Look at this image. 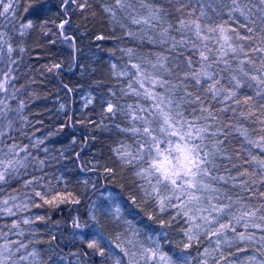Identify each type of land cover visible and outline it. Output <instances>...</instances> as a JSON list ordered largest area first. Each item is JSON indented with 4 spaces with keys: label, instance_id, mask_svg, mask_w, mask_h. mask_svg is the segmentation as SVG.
Segmentation results:
<instances>
[{
    "label": "snow or ice",
    "instance_id": "obj_1",
    "mask_svg": "<svg viewBox=\"0 0 264 264\" xmlns=\"http://www.w3.org/2000/svg\"><path fill=\"white\" fill-rule=\"evenodd\" d=\"M211 2L214 0H115L114 5L103 6L111 22L124 30L125 37L164 49L140 55L132 47L123 48L120 51L128 57L127 64L122 70H117L116 63L111 64L114 76L127 78V83L117 81L122 96L138 98L135 104L127 105L106 102L104 115H124L131 126L116 127L130 133L135 143L133 148L122 142L112 151L120 165L133 168L134 177L141 181L138 187L143 200L151 202L155 209L148 219L169 215V219L158 221L163 228L170 227L174 221L178 224L183 221L185 226L179 227L181 241H172L167 231L153 232L142 239L141 231L146 229L137 228L133 223L139 208L136 198H130L131 205L135 206L132 207L119 193L107 188L99 191L92 184L96 199L88 206L86 219L80 215L72 218L71 240L82 242L91 255L101 258V264L105 261L110 264H193L194 261L209 264L221 245L240 242L260 244L256 251L264 257V0H219L221 11L214 10V15H209L206 4ZM70 3L75 4L77 0H60V7L66 12ZM78 7L86 9V0ZM0 9V16L14 14V0H0ZM117 10L122 16L117 15ZM222 11H226V19ZM173 14L178 17L175 22ZM122 19L139 28L131 30ZM47 23L40 25L44 35L51 33V29L45 31ZM70 23L64 19L56 27L63 41H71L70 46L74 48L75 37L64 34ZM33 27L31 20L22 24L21 35ZM104 38L96 37L97 40ZM17 50L21 56L25 52L23 47L14 48L0 33V63L16 64L12 54ZM60 67V64L46 66L49 72ZM12 71L10 66L7 71L0 70L3 77L0 92L6 93L7 85L15 79L10 75ZM108 91L115 97L111 88ZM0 105H4L0 115L7 116L5 109L15 112L7 120L8 129L16 119L22 125L28 123L22 115L23 101L15 110L8 109L3 100ZM241 120L259 127H252L250 132ZM64 127L75 128V124ZM233 133L239 134V150L235 155L251 170L244 168L237 176L222 175L217 160H231L225 141ZM252 133H256L255 137ZM4 136L5 132L0 131V144ZM43 143L35 139L30 145L14 141L0 147V184L18 177L21 169L33 167L43 171L45 159L32 156L30 151V148L39 149ZM71 143H76L75 137ZM42 151L47 153L48 149L45 147ZM75 156L79 158L80 153ZM103 171L111 177L116 169L105 167ZM23 186L30 188L31 194L23 195L19 201L16 195L0 199V215L15 217L18 213L30 212L32 207L58 210L61 205L82 202L81 195L68 187L62 175L56 183L45 181L42 175L33 176ZM125 213L133 219L124 218ZM47 219L50 217L28 215L14 219L8 232L0 228V264H21L22 261L37 264L39 251L35 247L14 260L16 253L26 250L33 241L22 243L9 236H23L22 224L33 225ZM121 225L126 227L116 230ZM255 230L261 234L257 236ZM31 231L35 234V229ZM55 239L53 236L52 240ZM204 240L209 244L200 251ZM194 248L195 256L192 255ZM236 251L246 249L237 247ZM82 255L88 257L89 252ZM220 259L227 260L222 254ZM77 264H81L79 256ZM215 264H220L219 260ZM241 264H264V258L249 256Z\"/></svg>",
    "mask_w": 264,
    "mask_h": 264
},
{
    "label": "trees",
    "instance_id": "obj_2",
    "mask_svg": "<svg viewBox=\"0 0 264 264\" xmlns=\"http://www.w3.org/2000/svg\"><path fill=\"white\" fill-rule=\"evenodd\" d=\"M80 3H85V0H77L75 4L70 3L65 12L60 7V0H14L15 13L10 12L0 16V33L4 34V39L8 40L14 48L25 49L22 56L18 50L12 54V59L17 61L16 64L0 63V70L7 71V67L10 66L13 69L10 75L15 77L7 85L8 91L0 92V100L5 101L8 109L13 110L18 107L20 101H23L25 107L22 115L28 121L27 124L22 125L20 120L16 119L13 121V127L8 129L7 120L12 119L15 112L5 109L7 116L0 115V131L5 132L2 138L3 144H0V147L14 141L30 145L35 139H40L44 141L40 148H30V151L32 156L46 161L43 171L33 167L21 169L18 177L9 180L6 184H0V199L16 195L19 201L23 195L31 194V189L25 188L23 182L33 176L41 175L45 177V181L50 180L52 183H56L62 175L68 182V187L82 197L80 205H61L58 210L32 207L30 212L18 213L15 217L0 215V228L4 232L9 231V226L14 219H21L23 216L50 217L46 221H37L33 225L22 224L23 236L18 234L9 236V239L22 243L33 241L26 250L16 253L14 260L26 255L35 247L39 251L37 264H77L78 256L81 264H101V258L91 255V251L82 242L71 240L72 218L80 215L86 219L88 206L92 200L96 199V194L90 187L92 184H96L99 191L107 188L119 193L122 200L130 206H132L130 198H136L139 208L136 209L138 215L133 223L137 228L146 229L141 231L142 239L153 232L167 231L172 241L182 240L179 227L185 226L183 221L179 224L174 221L170 227L163 228L158 221L169 219V215H156L155 220L148 219L149 214H153L155 209L151 202H144L143 194L138 187L141 181L134 177L133 168L120 165L112 151L122 142L135 148L132 135L123 133L116 127V125L130 127L129 120L121 113L115 117L104 115L107 101L127 105L135 104L138 99L131 95L122 96L120 84L117 81L127 83V78L113 75L112 63L118 65L117 70H122L128 62V57L120 49L132 47L140 55L164 49L158 45H150L147 41L141 44L125 37L124 30L119 25L113 24L109 14L103 11L105 4L114 5L115 0H86L88 7L83 10L78 7ZM206 8L209 15H214V10L221 11L219 0L206 4ZM221 14L225 19L227 18L226 11H222ZM117 15L122 16L119 10ZM176 18H178L177 15L173 14V22ZM64 19H69L71 22L65 27L64 34L75 37L74 48L70 46L71 41H63L56 27ZM29 20L35 27L21 35V25ZM44 21H48L45 31L51 29L48 35H44L40 27ZM122 22L129 24L133 31L139 28V26L131 25L127 20L122 19ZM241 32L243 33L244 30L241 29ZM173 35L176 33L173 32ZM97 36L105 38L97 40ZM52 40L56 42L53 44ZM5 59L7 60V57ZM53 64H60L61 67L52 72L47 71L46 66L50 67ZM0 79H3L2 75ZM110 88L116 93L115 97L109 94ZM89 99L92 100L91 104L88 103ZM141 103L145 102L141 101ZM61 105H64L63 109ZM3 107L4 105H0V108ZM78 121H84V123H77ZM241 122L249 127L250 132L252 127H259L250 125L247 121L241 120ZM68 124H75V128L64 127ZM252 135L255 137L256 133ZM73 137L76 139L74 145L71 143ZM237 138L239 134L233 133L230 140L225 141L228 148L227 155L231 156V160L227 158L217 160L222 175L237 176L238 171H243L244 168L251 170L249 165L243 163V159H238L235 155V152L239 150ZM45 147L48 149L47 153L42 151ZM77 152L80 153L79 158L75 156ZM80 165H83V168ZM232 165L236 167L233 168ZM105 167L115 168V175L107 176L103 171ZM89 169H95V171ZM238 179L242 178L238 177ZM83 181H88V184H84ZM231 190L238 191V189ZM36 202L39 203L38 198ZM124 218L133 219L126 213ZM124 227L126 226L121 225V228L116 230H123ZM32 229H35V234L31 231ZM15 231L13 229V232ZM238 231L242 229L238 228ZM255 231L257 236L261 234L259 230ZM53 236L56 237L55 240H52ZM37 240L41 243H36ZM208 244L209 242L204 240L199 246L200 251H203ZM237 247L245 248L246 251L237 252ZM260 247V244L255 242H240L232 246L221 245L220 250L209 260V264H215L216 260H219L220 264H241L247 257L253 255L257 259H262L264 257L256 251ZM83 252H89V256L84 257ZM221 254L227 260H221ZM192 255H196L195 248L192 250ZM49 257L53 259L50 260ZM21 264H29V261H22ZM104 264H110V262L105 261Z\"/></svg>",
    "mask_w": 264,
    "mask_h": 264
}]
</instances>
